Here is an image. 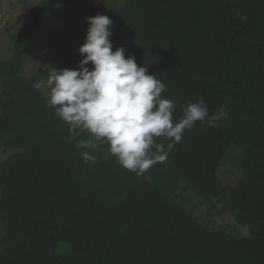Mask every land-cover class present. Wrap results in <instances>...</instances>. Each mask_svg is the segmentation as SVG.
<instances>
[{
  "label": "trees",
  "instance_id": "obj_1",
  "mask_svg": "<svg viewBox=\"0 0 264 264\" xmlns=\"http://www.w3.org/2000/svg\"><path fill=\"white\" fill-rule=\"evenodd\" d=\"M62 1L26 4L14 55L0 61V149L16 151L0 162V264H264V0H125L105 15L113 51L165 83L176 118L188 101L207 105L139 177L106 144L85 163L87 132L70 133L34 87L47 71L21 74L31 33ZM61 54L77 69L79 52L65 42ZM234 157L239 174L222 169ZM184 193L248 233L202 224Z\"/></svg>",
  "mask_w": 264,
  "mask_h": 264
},
{
  "label": "clouds",
  "instance_id": "obj_2",
  "mask_svg": "<svg viewBox=\"0 0 264 264\" xmlns=\"http://www.w3.org/2000/svg\"><path fill=\"white\" fill-rule=\"evenodd\" d=\"M86 23L77 69L49 68L47 79L34 87L45 90L47 105L70 133L87 132L88 139L79 142L88 149L80 153L85 163L97 164L93 153L106 144L122 169L142 176L165 162L185 133L204 122L206 102L202 98L188 101L176 118L177 102L162 95L165 83L126 56L125 47L113 51L112 20L97 15L87 17ZM89 64L91 70L86 67Z\"/></svg>",
  "mask_w": 264,
  "mask_h": 264
},
{
  "label": "rangeland",
  "instance_id": "obj_3",
  "mask_svg": "<svg viewBox=\"0 0 264 264\" xmlns=\"http://www.w3.org/2000/svg\"><path fill=\"white\" fill-rule=\"evenodd\" d=\"M43 1L0 0V61H8L14 55L13 37L21 29L25 5L27 4L29 8L33 9ZM124 2L125 0H70L58 3L53 10H50L43 17L29 37L25 60L21 68L23 77L28 78L35 73L47 71L46 75L41 78V82L47 79L49 68L65 69L64 58L61 54L63 44L67 42L68 47L73 52H78L86 38L87 29L82 26L86 18L90 17L92 13L107 15L113 11V8L121 7ZM1 87L2 78L0 77V90ZM41 92L46 98L45 90L41 89ZM15 153V150L0 149V162L5 161ZM229 160L231 161L225 160L222 169L239 174L237 157ZM183 198L187 199L186 207L195 212L202 224L217 229L227 228L229 232L235 234L239 231L242 235L248 233V229L241 228L233 216L220 214L219 210L211 207V204L200 203L199 197L184 193Z\"/></svg>",
  "mask_w": 264,
  "mask_h": 264
}]
</instances>
